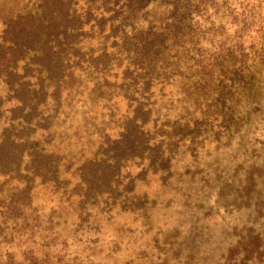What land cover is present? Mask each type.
Returning a JSON list of instances; mask_svg holds the SVG:
<instances>
[{
  "label": "rangeland",
  "instance_id": "374dc122",
  "mask_svg": "<svg viewBox=\"0 0 264 264\" xmlns=\"http://www.w3.org/2000/svg\"><path fill=\"white\" fill-rule=\"evenodd\" d=\"M0 264H264V0H0Z\"/></svg>",
  "mask_w": 264,
  "mask_h": 264
},
{
  "label": "trees",
  "instance_id": "16d2710c",
  "mask_svg": "<svg viewBox=\"0 0 264 264\" xmlns=\"http://www.w3.org/2000/svg\"><path fill=\"white\" fill-rule=\"evenodd\" d=\"M55 2H60L64 0H54ZM28 20V18H27ZM47 20V22H45ZM56 18L52 15L49 17V19L46 16H38L37 18H34L33 22L31 23H23L22 21H16L15 24L11 27L12 31L17 32L16 39L13 41V48L14 49H20L24 50V48L27 46V40H32L31 43H33L35 40H40L42 34L49 31V34L51 33V30H54L57 28V25L55 24ZM21 25V26H20ZM35 41V42H36ZM51 64V63H50ZM53 65H51V68Z\"/></svg>",
  "mask_w": 264,
  "mask_h": 264
}]
</instances>
